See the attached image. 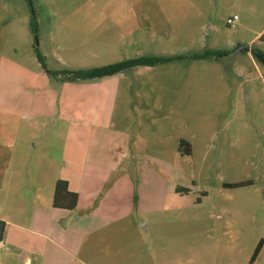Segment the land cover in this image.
Masks as SVG:
<instances>
[{
	"label": "rangeland",
	"instance_id": "374dc122",
	"mask_svg": "<svg viewBox=\"0 0 264 264\" xmlns=\"http://www.w3.org/2000/svg\"><path fill=\"white\" fill-rule=\"evenodd\" d=\"M137 57L165 61L96 81L50 75ZM5 152L31 168L56 155L59 179L77 157L139 170L124 264H264V243L250 263L264 241V0H0Z\"/></svg>",
	"mask_w": 264,
	"mask_h": 264
},
{
	"label": "crops",
	"instance_id": "0c3cea01",
	"mask_svg": "<svg viewBox=\"0 0 264 264\" xmlns=\"http://www.w3.org/2000/svg\"><path fill=\"white\" fill-rule=\"evenodd\" d=\"M32 160L0 154V264H124L130 225L123 223L134 221L142 205L139 170L84 167L83 157L75 158L72 177L63 180L78 203L67 211L52 206L56 155H39L33 168Z\"/></svg>",
	"mask_w": 264,
	"mask_h": 264
},
{
	"label": "trees",
	"instance_id": "16d2710c",
	"mask_svg": "<svg viewBox=\"0 0 264 264\" xmlns=\"http://www.w3.org/2000/svg\"><path fill=\"white\" fill-rule=\"evenodd\" d=\"M32 25L33 28H35V25L34 24ZM210 56H212V54L205 53L200 57L207 58ZM37 60L44 67V62L41 56H39L38 54H37ZM164 61L165 59L161 57H137L119 63L97 67L89 70H79V71L66 70L61 73L50 72V75L52 77L54 76L58 77V75H60L61 77H59V80L61 82L96 81L99 79H103L124 72L134 67H139V66L151 67L159 63H162ZM183 148H184V152L186 153L190 152L189 143L181 139L179 142V151L182 150ZM250 183H251L250 181L239 182V183H225L223 184V187L232 189V188L243 187L249 185ZM176 192L178 194H187L188 190L177 188ZM202 195L205 194L203 193ZM77 203H78V194L69 190L68 182L66 180L58 179L54 184L52 206L56 209L71 211L76 208ZM4 228H5V224L0 222V240L2 239ZM263 243H264L263 239L259 240V242L257 243L255 250L250 258V263H253L256 260L257 256L259 255L262 249Z\"/></svg>",
	"mask_w": 264,
	"mask_h": 264
},
{
	"label": "built area",
	"instance_id": "2783aa9c",
	"mask_svg": "<svg viewBox=\"0 0 264 264\" xmlns=\"http://www.w3.org/2000/svg\"><path fill=\"white\" fill-rule=\"evenodd\" d=\"M238 20L237 16H232L231 18L227 19L226 24L228 26H233L234 23ZM0 247H1V240H0Z\"/></svg>",
	"mask_w": 264,
	"mask_h": 264
},
{
	"label": "water",
	"instance_id": "95a60500",
	"mask_svg": "<svg viewBox=\"0 0 264 264\" xmlns=\"http://www.w3.org/2000/svg\"><path fill=\"white\" fill-rule=\"evenodd\" d=\"M240 50H244V51H250V49L248 47H240L238 48L236 51H240Z\"/></svg>",
	"mask_w": 264,
	"mask_h": 264
}]
</instances>
